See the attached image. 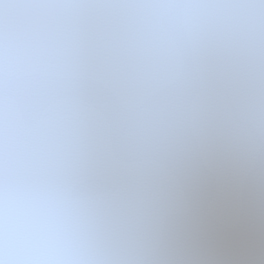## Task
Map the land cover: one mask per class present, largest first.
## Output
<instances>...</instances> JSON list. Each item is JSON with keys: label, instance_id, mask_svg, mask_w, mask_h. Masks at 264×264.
Returning a JSON list of instances; mask_svg holds the SVG:
<instances>
[{"label": "snow or ice", "instance_id": "1", "mask_svg": "<svg viewBox=\"0 0 264 264\" xmlns=\"http://www.w3.org/2000/svg\"><path fill=\"white\" fill-rule=\"evenodd\" d=\"M0 264H264V0H0Z\"/></svg>", "mask_w": 264, "mask_h": 264}]
</instances>
